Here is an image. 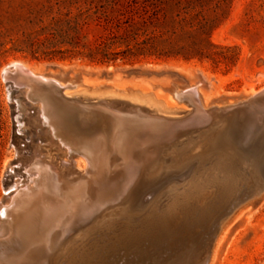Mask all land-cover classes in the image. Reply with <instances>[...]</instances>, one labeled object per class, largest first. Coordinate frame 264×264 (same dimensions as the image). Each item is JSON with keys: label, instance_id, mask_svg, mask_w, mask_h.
Instances as JSON below:
<instances>
[{"label": "water", "instance_id": "obj_1", "mask_svg": "<svg viewBox=\"0 0 264 264\" xmlns=\"http://www.w3.org/2000/svg\"><path fill=\"white\" fill-rule=\"evenodd\" d=\"M70 72L73 76L66 79L44 74L45 82L43 76L11 63L3 69L2 77L10 88L23 91L25 98L39 108L36 88L53 87L52 81L58 80L81 85L85 77H96L100 83L89 89L118 92L122 90L117 88L119 79L145 76L170 82L168 86L152 84L151 88L171 94L177 85L199 88L203 84L199 75L190 84L187 76L175 70ZM136 85L125 88L131 91L138 89ZM63 89L56 91L58 97L72 100L74 97L63 94ZM116 99L145 109L127 99ZM100 100L85 98L88 107L101 113ZM203 105L199 119L187 121L194 112L190 105L188 111L173 113L178 121L162 137L149 141L129 169L124 197L131 216L122 239L130 247L127 253L119 242L107 244L94 236L80 239L68 233L60 243L66 249L59 246L48 260L30 264H208L219 237L236 214L264 197V87ZM41 111V124L52 134ZM15 217L13 214L11 220ZM8 238H0V242Z\"/></svg>", "mask_w": 264, "mask_h": 264}, {"label": "rangeland", "instance_id": "obj_2", "mask_svg": "<svg viewBox=\"0 0 264 264\" xmlns=\"http://www.w3.org/2000/svg\"><path fill=\"white\" fill-rule=\"evenodd\" d=\"M30 1L31 0H0V31L9 30L11 34H15L14 32L22 30L26 26L29 17H33V14L35 13L33 4L29 3ZM224 16L225 18L220 26L211 35V39L215 44L229 48V50H227L229 59L218 65L213 64L209 60L202 62L198 60L186 62L181 59H173L168 61L144 60L133 64L120 63L116 66H105L90 64L79 60L54 59L51 61H38L30 58H23L20 55L9 56L5 60H1L0 203L8 205L13 196L25 192V188L41 191L39 189L43 188L42 185L45 187V184L47 185L48 181L50 182L48 178L46 179L49 174H52L48 168L46 170L50 173L43 172L42 175V171H40L41 173L34 172L35 170H39L36 168L39 166V161L41 162V160H43V154L46 150H50L51 153L62 155L65 154L64 152L66 149L68 153V157L66 158H69V160L72 161L74 169H77V171L83 174V179L95 180V182L99 179L97 178L99 177L98 174L97 177L95 174H91V172H94V169L92 166L88 165L87 161H85L86 158L82 154L76 150H69L62 144L59 138L53 134V132L50 134L48 128L41 124L39 118L41 107L39 108L38 104H33L28 101L25 98V93L23 91L9 87L8 83L5 82L2 77L3 69L7 65L13 62H23L35 73L52 74L65 79L73 76L70 70H82L92 73L109 71L123 73L138 70H175L187 76L190 84L195 82L196 79L194 78L196 75H199L202 78L203 84L199 86L200 98L206 105L223 96L235 97L247 95L264 87V0H228L227 5L225 6ZM157 80L158 79L145 76H139L138 78H132L131 76V78L119 79L117 88L125 89V87L130 86L131 83H136V86L139 87V89L150 91L152 90V84H160L161 86L170 85V82L168 81L164 82ZM99 83L100 81L97 80L96 77H85L83 79V84L85 87L87 86V88L96 86ZM76 84L78 85L76 89H67L63 93L73 92L84 88L82 84L79 85L78 82ZM125 93H127V91H125ZM154 94L170 107H176L186 111L190 110V107L186 103L179 102L177 99L172 98V94L169 91H164L162 88H158ZM94 100L95 99H93V101ZM192 108L194 109L193 106ZM124 111H130L129 113L134 114L131 116V114L128 113V118V114ZM121 112L125 115H121L120 118H117L121 119L123 129L125 131L127 129V133L125 132L126 136H130L131 138H145L148 135V126H145L146 128L143 126V130V127H141L142 125L140 126L141 123L139 122L147 116V118H149V113L142 112L144 113L143 115L137 114L126 108ZM135 113L137 116L140 115V117H135ZM41 114L43 122H45L42 111ZM50 114V118H52L51 123H53L63 135H67V138H71L72 140L76 138L74 141L75 143L78 144V141H82L78 146L80 145L81 147L82 145V147L88 148V150L90 149L91 152L95 150L94 153L101 154L105 148L104 145L107 143L112 128V124L108 123L109 121L101 120L98 124L95 123L96 125L93 124L89 127V124H91L90 121L87 122L80 119L77 114L65 117L61 113H57L55 108L50 110ZM194 114L195 113H193V115ZM164 118L167 119L168 117ZM169 118H172L171 115H169ZM189 119L190 117L188 120ZM129 122L131 124L130 126L128 125ZM132 122L134 123L132 124ZM135 124L138 127H136ZM162 126L166 128L167 124H162ZM135 127L139 129H133ZM132 130L137 132H133ZM130 131L131 133L133 132L132 135ZM143 131L145 136L143 135ZM139 132L142 133L140 134ZM101 133L103 135H101ZM77 137L81 140H77ZM101 141L104 143L101 144ZM52 142L53 145L51 146ZM86 142L88 143V147H86ZM147 143L148 142L144 143V145ZM144 145L141 144L140 149H138L139 147L137 146V149L133 148L131 151L134 153L141 152V150L143 151ZM112 155H114L112 158L115 159L113 163L114 168L120 170L123 167L120 163L121 161L118 160L121 156L116 152ZM66 158H61V165L66 164V162H64ZM115 163H117L116 165L118 166H115ZM120 165L122 167H120ZM39 174L41 177H39ZM53 174L56 176L54 172ZM49 178L51 177L49 176ZM69 199L70 198L66 199V201H69ZM30 213L31 211H27L26 209H19L16 212L0 214V224L7 223L6 226L9 228L10 234L7 235L9 238L6 242L8 243V250H10V252L18 249L21 247L23 241H26V239L28 240L27 237L29 235L27 236V232L29 231L30 225L25 218L27 217L26 214L29 215ZM13 214L17 216L11 220ZM1 217H6V219H4L5 221H3ZM3 237L5 236L0 234V238ZM1 257L2 255H0V264H3ZM186 264H190V262ZM209 264H264V197L261 202L255 206L248 205L245 208H242L236 217L227 225L214 249Z\"/></svg>", "mask_w": 264, "mask_h": 264}, {"label": "bare ground", "instance_id": "obj_3", "mask_svg": "<svg viewBox=\"0 0 264 264\" xmlns=\"http://www.w3.org/2000/svg\"><path fill=\"white\" fill-rule=\"evenodd\" d=\"M13 64H20L29 72L43 76L41 80L45 82L48 81L47 78H44V74L35 73L34 71L30 70L28 66L23 62H13ZM52 83L53 87H49L50 85H47L46 88H36V92L34 94L40 104V107L42 108L44 120L51 126V132H53V134L59 138L64 146H66L71 151L76 150L86 158L85 161H87L88 165L92 166V168L94 169V172H91V174H95L96 177L99 175V177H97L99 179L96 182L95 180L92 181L83 179V174L77 171V169H74V167L72 166V161L69 160V158H66L68 157L66 149L64 152L65 154L62 155L58 153H51L50 150H46L43 154V160H41V162L39 161L38 163L39 166L37 168L34 166L37 170H39H35L34 172L38 173L42 171V175L43 172H51L52 174L54 172L56 176L53 174V177L52 174H49L51 178H49L48 176L46 177V179L48 178L50 182L44 179L48 181V184H45L44 187V185H42L41 183L44 188H42L43 190L39 189L41 191H36L37 189L31 190L28 187L29 189L25 188L28 191L23 189L25 192L14 195L10 204L3 205L2 203H0V214L16 212L19 209H26L27 211H31V215L26 214L27 217L25 218V220H27L28 224L30 225L29 231H25L27 232V236L29 235L28 237L26 236L28 240L26 239V241H23L21 247L13 250L12 252L8 250V243L6 241L4 243L0 242V255H2L1 259L3 260V264H30L33 261L37 260L46 261L59 246V249L62 248V250L67 248V246H65L64 244L60 245V243L61 238L68 233L74 234L80 239H86L94 236L103 239L107 244L119 242V247L121 249H124L125 253H127L130 247L128 246V244H125L124 241H122L131 216L129 202L126 201L124 197L126 190V177L133 163L138 161L142 154V150L141 152L134 153L131 151V149H137L138 147V149H140L141 144L144 145V143L146 142L162 137L170 128V126L178 121L172 117V114L178 112L179 110H182L166 105L160 98L156 97L152 90L143 91L137 86L136 87L138 89L129 91L125 88L118 92L102 91L97 88L89 89L87 87H84L83 89L77 91L63 93L67 96L71 95L74 97L72 100H65L58 97L56 93V91L59 90V87H63L64 92L67 89H76L78 85L64 84L59 80L52 81ZM82 86H84V84H82ZM124 90L127 91V93H125ZM200 96V90L195 85H177L172 94V98L184 102L188 106L190 105L194 107L193 113L195 114L190 117L189 121L197 117L199 119V115L203 113V109L205 107L201 101ZM89 97L93 99H101V105H99V107L102 108L104 112L101 111L100 113L98 110H94L88 107L85 98ZM116 98L127 99L128 101L136 103L139 106L145 107V109H142L140 107L135 108L124 101L118 102ZM54 108L56 109L57 113H61L65 117H69L72 114H77L80 119L87 122L90 121L91 124H89V127L95 123L98 124L101 120H107L109 121L108 123L112 124V128L110 127L111 130L108 136L107 143L105 142L106 145H104L105 148L103 149L101 154L98 153L99 156L97 153H94L95 150L91 152L90 149L89 151L88 148L82 147V145L81 147L80 145L78 146V144L82 141H78V144L75 143L74 141L76 138H73L74 140H72L71 138H67V135H63V133L59 131V129H57L53 123H51L52 118H50V110ZM125 108L128 110L130 109L132 110V112H136L137 114L143 115L144 113L142 112L150 114L149 118H147V114V119H141L139 122L141 123L140 126L142 125L141 127L148 126L147 128L149 133L145 138H131L130 136L128 137L125 135L127 133V129L126 131L123 129V123L121 124V119H119L121 115H125L123 112H121ZM124 112L128 114L130 111ZM133 114L134 113H132L131 116ZM137 114L135 117H140V115L137 116ZM169 115H171L172 118H169ZM163 116L168 118L165 119ZM133 123L134 122H132V124ZM162 124H167V127L165 128L164 126H162ZM128 125H131L130 122L128 123ZM136 127L133 129H137ZM132 131L134 132L135 130ZM144 134L145 133L143 131V135ZM101 135L103 134L101 133ZM77 140L81 139L78 138ZM87 142L86 147H88ZM103 143L104 142H102L101 144ZM52 145L53 142L51 143V146ZM114 152L118 153L121 156L118 159L121 161L120 163L123 166L122 167L120 165V167H122L120 170L114 168L113 166L115 159L112 158L114 157V155L112 154ZM64 157L66 158L64 160L66 164L61 165V158ZM116 164L117 163H115L114 165L118 166ZM47 168L48 170H50V172L46 170ZM39 177H41L40 174ZM68 198H70L69 201H66V199ZM13 205L14 207L9 209V207ZM6 225L7 223L0 224V234L5 237L10 234L9 228ZM220 238L221 236L219 237L217 244ZM186 263H188V261L183 262L182 264ZM190 264H195V262L192 261L190 262Z\"/></svg>", "mask_w": 264, "mask_h": 264}, {"label": "trees", "instance_id": "obj_4", "mask_svg": "<svg viewBox=\"0 0 264 264\" xmlns=\"http://www.w3.org/2000/svg\"><path fill=\"white\" fill-rule=\"evenodd\" d=\"M228 0H31L35 13L11 34L0 31V64L9 56L116 66L193 60L218 65L229 48L212 33Z\"/></svg>", "mask_w": 264, "mask_h": 264}]
</instances>
